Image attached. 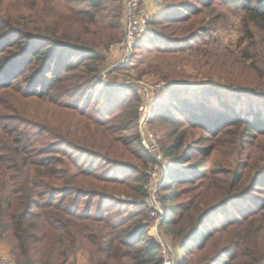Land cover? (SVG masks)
I'll return each mask as SVG.
<instances>
[{"label": "rangeland", "instance_id": "1", "mask_svg": "<svg viewBox=\"0 0 264 264\" xmlns=\"http://www.w3.org/2000/svg\"><path fill=\"white\" fill-rule=\"evenodd\" d=\"M100 1L103 4L101 8L93 9L86 0H0V36L3 33L2 26L12 23L15 30L17 28L25 31L27 28V32H31L28 34L46 37L36 43L47 46L54 42V33L64 32L70 34L71 38L63 40L73 47H62L56 54L64 52L67 63L78 56L84 59L85 54L87 56L90 51L103 56L98 79L93 83L74 73L64 72L60 77L61 81L47 89L50 93L46 98L29 97L18 104L14 101L15 94L24 86L29 93L35 92L38 83L31 78H38L45 71L33 75V70H24L30 68H23L24 65H29L26 58L28 55L12 61L7 73L1 71L3 65H0V84H10L9 93H0V130L9 135V128L13 131V127L17 125L26 131L36 141L37 148L42 150L40 158L44 161L49 158L48 164L51 167L54 161L58 162L59 168L65 167L63 163H70L77 156L74 158L78 160L79 169L94 165L98 176L110 173L111 176L126 180L122 185H114L119 193L102 194L113 195L117 199L105 200L103 209H108L109 212L121 209L125 214L139 208L144 209L152 226L158 224L159 236L177 250L179 263L181 252L164 223H167L176 206L187 203L191 195L185 193L181 199L175 197L174 192H185L189 183H179L182 180L180 178L178 182L169 183V190V186H166L169 170L185 174L188 166H198L202 169L201 172L205 174L206 169L213 176L211 183L216 178L233 176L236 173H254L250 166L255 161H258L255 167L264 172V132L262 134L261 131H250L244 124H227L215 136L192 125L188 118L189 110L201 103L203 108L213 111L212 118L221 114L229 118L239 115L242 119L252 121L257 118L264 123V85L258 83L264 82V22L257 25L251 21L239 2L145 0V7L151 13L149 28L128 55L113 47L124 36L122 21L126 1ZM258 1L253 2L257 4ZM79 12L86 13L88 20L91 15L94 16V22L79 21ZM183 12L188 14L181 20L166 17L170 14L179 17ZM160 17L165 19L157 20ZM77 37L81 41L76 40ZM23 40L22 36L13 33L0 41V52L6 47L2 64L13 60L17 50L21 55L20 43ZM49 48L48 50L53 49ZM16 77L19 82L14 81ZM159 82H164L165 88L157 92L152 86ZM171 90L178 91L180 98H186L190 102L188 106H180L187 118L175 114L177 118L183 119L176 124H171L170 119L162 116V112L168 107ZM63 102L71 107L79 103L82 107L73 112L63 110L61 105L64 104H60ZM146 112L147 121L143 124L141 122ZM67 120L72 124L69 125ZM147 130L154 134L167 158L162 167L164 172L162 175L158 173L156 181L151 173L157 164L149 150L152 142L142 137ZM136 133L150 155L141 153L137 142L131 143ZM94 134L98 137L94 138ZM110 141L119 148L117 153H110L115 159L106 161L95 153L98 151L102 155L106 154L101 150H105L103 147ZM175 144L179 147L170 156L167 149ZM130 166L135 170H131ZM140 174L146 177V194L135 199L133 191L136 190L129 188L127 184L135 187L133 179ZM149 181L154 182L159 189L165 210L163 220L153 218L145 202ZM193 181L196 184L201 183L198 177ZM104 184L106 183H103V188L113 189V185ZM263 186L264 181L260 188L253 190L251 194L254 195L243 198L245 201L227 200L226 209L215 208L214 216L218 215L219 221L228 215L240 217L241 223L237 224L238 227L251 231L250 224L242 222L247 214L244 205L250 203L259 207L264 203V190H261ZM99 200V197H95L92 212L98 206ZM84 202V199L81 200V209L85 208ZM261 218L264 219V215ZM147 233L155 239L158 238L152 228ZM247 236L243 244L246 255L241 258L248 262L252 260L248 257L252 248L258 256H261L260 251L264 253V235ZM253 243L258 245L260 251L253 247ZM1 245L6 248L4 252L0 249V254L18 263L7 237L0 238ZM46 246L48 245L38 249V255L31 264H44L48 260ZM69 254L62 264H91L89 252L81 245ZM52 255L54 257L51 262L57 264L60 261L56 259L57 251ZM202 255L197 249L188 252L187 264H201Z\"/></svg>", "mask_w": 264, "mask_h": 264}, {"label": "trees", "instance_id": "2", "mask_svg": "<svg viewBox=\"0 0 264 264\" xmlns=\"http://www.w3.org/2000/svg\"><path fill=\"white\" fill-rule=\"evenodd\" d=\"M86 1H88V6L93 9H99L103 5L100 0ZM225 1L239 2L238 4L245 8V12L251 21L257 25L264 22V0H259L257 4L253 2L254 0ZM187 14V12H183L182 16L179 17L175 14L166 17L171 20H174L175 17L181 20L186 18ZM77 16L80 17L79 21L81 22H94V16L91 15L88 20L84 12H79ZM161 19L165 18L160 17L157 20ZM1 29L3 33H1L0 41L13 33L19 34V37L22 36V40L24 39L21 41L22 44L20 43L21 55L17 50L13 60L7 64L1 62L5 57L4 49L6 47L2 49L0 52V65H3L1 71L7 73L11 62L18 60L23 55H28L26 58H28L27 63H29L23 68L30 67L24 70H33V75L36 72L45 71L44 75L40 74L38 78L35 76L31 78L38 83L35 92L29 93L24 86L15 94L14 101H17V104L22 99H29V97L46 98L50 93L47 89H51L52 84L55 85L61 81L60 77L64 72L79 75L90 83L98 79L99 65L103 60V56L99 53L90 51L87 56L85 54L84 59H80L82 57L78 56L68 63L64 57V52L63 54H56V51L62 47H73L69 45V42L63 40V38L70 39V34L54 33L52 39L54 42L43 46V44L38 45L36 42L46 37L28 34L31 32H27V28L24 29L25 31L17 28L15 30L12 28V23H7ZM10 29L11 31H9ZM76 40L81 41V38L77 37ZM49 47H53V49L48 50ZM20 72H18V76ZM17 77L14 81L19 82ZM258 83L264 85L263 81ZM9 89V82L0 84V93L7 94ZM169 95L168 107L162 112V116L170 119L171 124H176V122H181L182 118H187L180 106H188L190 102L186 98H180L178 91L171 90ZM112 99L117 100V98ZM60 104H64L61 105L63 110L71 112L82 107L78 105L79 103L74 104L73 107L64 102ZM55 105L60 107L57 103ZM175 114H181L182 118H177ZM211 115H213V111L203 108V105L199 103L195 108L189 110L188 118L192 125L215 136H218L227 124H244V127L250 131H261L262 134L264 132V123L261 119L256 118L250 121L242 119L239 115L229 118L224 114L212 118ZM67 122L69 125L72 124L68 120ZM245 128L244 130H246ZM9 130H11L9 135L0 130V151H2L0 152V238L7 237L9 239L18 263L31 264L38 255V249L46 244L48 245L46 246L48 260L44 261V264H53L51 259L54 257L52 255L54 251H57L58 257L56 259H60L57 264H62L68 259L69 252L76 250V247L80 245L89 252L91 264L163 263L160 244L157 239L147 233L152 222L147 220L144 209L139 208L128 214H125L121 209L114 212L103 209L105 200L117 199L113 195L102 194L106 192L117 194L118 191L114 185H122L126 180L111 176L110 173L98 176L94 165L83 166L79 169L78 160L74 158L77 156H74L70 163H63L65 167L59 168L56 161L51 167L48 164L49 158L45 161L40 158L39 155H42L40 152L42 150L37 148L36 141L34 142L26 131L17 125L13 127V131L10 128ZM96 137L98 136L94 134V138ZM133 139L131 143L137 142L141 153L150 155L137 133ZM64 142H69V140H64ZM177 145L167 149L170 156H173L175 149H178L179 146L177 147ZM103 148L105 150L101 151L106 152V154L103 152L104 155H102L94 150V152L96 151L95 154L106 161L115 159L110 154L111 152H118L119 147L115 143L110 141ZM88 149L91 150L92 148ZM85 151L90 152L87 149ZM257 165L258 161H255L250 166L254 173L247 171L244 174L236 173L233 176L219 177L214 180V183H211L213 176L207 173L206 169L204 174L198 166H188L185 174L174 173L169 170L166 177V186H169V190H171L169 183L178 182L180 178L182 180L179 183H189L185 192H174L175 197L181 199L185 193L191 195L187 203L176 206L167 223H164L170 230L172 240L177 244L179 252H181L178 264H187V253L194 249L203 253L201 264H264V253L254 243L253 247L260 251L261 256H258L256 250L252 248V252L248 256L252 260L247 262L241 258V256L246 255L243 252V244L244 239L248 237L247 235L254 237L264 235V219L261 218L264 215L262 213L264 203L260 204L259 207L250 203L244 205V211L247 214L243 217L242 222L250 224L251 231H245L238 227L237 224L241 223L240 217L230 215V218L228 215L223 216L219 221L217 220L218 215L214 216L216 214L215 208L225 207L226 209L227 200H238L247 195H254L251 194L253 190L261 187V183L264 181V172L262 169H257L255 167ZM130 169L135 170L133 166H130ZM194 171H197V174H194ZM196 177L200 179L201 183L196 184L193 181ZM133 182L136 184L135 187L127 184L129 188L136 190L133 191V197L135 199L144 197L146 194L144 189L145 175H137ZM103 183H106L104 184L106 186L108 184L113 185V189L103 188ZM127 194H131V192H127ZM95 197H99L100 200L92 212L91 208ZM83 199L85 208L81 209L80 203ZM243 200L245 201V199ZM129 203L134 205L133 202ZM255 222H260V224ZM214 256L215 258H213Z\"/></svg>", "mask_w": 264, "mask_h": 264}, {"label": "built area", "instance_id": "3", "mask_svg": "<svg viewBox=\"0 0 264 264\" xmlns=\"http://www.w3.org/2000/svg\"><path fill=\"white\" fill-rule=\"evenodd\" d=\"M126 8L124 11L123 25H124V36L121 41L114 45L113 47L119 51H125L128 55L132 52L133 48L136 46L137 42L147 33L149 24L151 21V13L145 7V0H125ZM165 88L164 82H159L152 86L153 90L159 92L161 89ZM148 112V111H147ZM147 112L145 117L142 119L143 124L147 121ZM145 128V127H144ZM143 128V129H144ZM143 132L142 137L145 140L149 139L151 141V146L149 148L150 152L153 154L157 164L152 170V175L156 176L162 175L164 172L163 165L166 163V154L162 152L158 143L154 138V134L150 131ZM147 196L145 202L150 209V214L153 218L157 220H163L165 215L164 204L161 200L159 189L154 182L149 181L147 184ZM158 224H155L151 228L157 233L156 237L158 243L161 247V254L163 257L162 264H178V252L170 245L168 242L164 241L157 231ZM0 264H18L11 259H8L0 254Z\"/></svg>", "mask_w": 264, "mask_h": 264}, {"label": "crops", "instance_id": "4", "mask_svg": "<svg viewBox=\"0 0 264 264\" xmlns=\"http://www.w3.org/2000/svg\"><path fill=\"white\" fill-rule=\"evenodd\" d=\"M5 248H6V247H4V246H2V245L0 246V249L3 250V252H4ZM1 253H2V252H1Z\"/></svg>", "mask_w": 264, "mask_h": 264}, {"label": "bare ground", "instance_id": "5", "mask_svg": "<svg viewBox=\"0 0 264 264\" xmlns=\"http://www.w3.org/2000/svg\"><path fill=\"white\" fill-rule=\"evenodd\" d=\"M156 100V99H155Z\"/></svg>", "mask_w": 264, "mask_h": 264}]
</instances>
